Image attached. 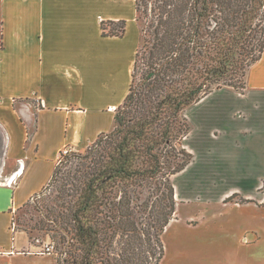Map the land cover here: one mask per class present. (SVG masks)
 <instances>
[{
	"label": "crops",
	"instance_id": "0c3cea01",
	"mask_svg": "<svg viewBox=\"0 0 264 264\" xmlns=\"http://www.w3.org/2000/svg\"><path fill=\"white\" fill-rule=\"evenodd\" d=\"M108 20H125L124 34L102 35ZM141 39L135 0L0 1V260L51 257L26 252L34 242L15 213L46 187L64 146L84 151L114 128ZM245 82L244 92H212L228 88L246 99L230 112L244 123L222 150L230 158L224 164L243 169L252 192L235 186L199 196V209L181 214L175 191L159 264H264V181L255 173L264 170V122L251 119L255 107L264 113V48ZM230 193L249 201H226Z\"/></svg>",
	"mask_w": 264,
	"mask_h": 264
},
{
	"label": "trees",
	"instance_id": "16d2710c",
	"mask_svg": "<svg viewBox=\"0 0 264 264\" xmlns=\"http://www.w3.org/2000/svg\"><path fill=\"white\" fill-rule=\"evenodd\" d=\"M135 4L147 19L142 29L145 54L139 55V46L129 92L114 114V128L99 134L81 156L90 159L82 164L85 168L77 166L84 185L71 214L77 251L71 264H159L161 234L176 207L171 176L193 158L182 145L191 131L182 112L214 89L226 86L244 92L245 79L238 84L229 72L234 53L249 57L240 64L246 67L242 73L246 76L264 48V0H135ZM257 16L263 21L258 26L253 25ZM125 26V20L102 21V35L122 36ZM253 31L257 42L249 41V36L239 38ZM58 171L56 164L46 186L59 182ZM152 181L163 186L159 205L141 202L136 214L132 204L138 197L133 198L132 187ZM117 182L124 184L118 200L103 202L96 190ZM237 196L232 193L226 201H249ZM100 205L117 209V214L105 215L115 223L98 215Z\"/></svg>",
	"mask_w": 264,
	"mask_h": 264
},
{
	"label": "rangeland",
	"instance_id": "374dc122",
	"mask_svg": "<svg viewBox=\"0 0 264 264\" xmlns=\"http://www.w3.org/2000/svg\"><path fill=\"white\" fill-rule=\"evenodd\" d=\"M137 19L142 36L139 55L141 54L142 56L145 54V50L142 47L144 42L142 29L146 28L147 19L139 11H137ZM258 23L263 24V21H259L257 16L253 21V25L256 24L258 26ZM255 34L256 32L254 31L252 34L244 33L239 38L249 36V41L254 40V42H257V39L254 38ZM244 55V52L238 54L237 50L234 53V60H231L232 64L229 72L230 74L233 73L232 77L238 84L244 82L245 76L242 73L246 70V67L243 69L240 64H246L249 60V57L245 59L246 56ZM142 60V57H140L139 64ZM140 71L141 68H139L136 79L140 76ZM245 100L231 89L223 88L210 93L198 103L183 110L182 113L191 124V131L183 138L182 145L188 151L193 150L190 152L193 157L195 155V158L187 168L171 176V180H174L175 191H177L179 196L178 199L181 202L179 206L181 214L190 210L197 211L199 209V200H197L199 196H221L224 193L231 192L235 186L252 192L251 182H248L250 178H247V174H242L245 173L243 169L236 171V169L226 166L224 163H228L230 158L227 156L228 152L226 153V151L223 152L222 150V147H225L224 142L232 137L231 133L236 132L237 128H241L240 124L244 123L232 117L230 112L237 106L239 108L245 107ZM248 100L252 101L251 98ZM256 109L257 107H255L254 116L251 119L254 125L258 126L264 122V113L260 111L259 115L262 116L260 117ZM216 129L218 131L222 129L224 134L219 137H212V131ZM92 145L93 143L90 144V146ZM86 152L87 148L81 152L72 150L69 154H61L57 163L59 164L57 173L59 182L46 186L32 200H29L20 211H16L14 218L17 222V227L28 232L30 239L34 242V246L26 252L31 253L37 245L51 243L53 244V252L48 256L55 258L58 264H71L73 254L77 253V251H74L76 244L71 214L84 185V176L77 171L79 170L77 166L81 165L85 168L82 164L89 163L90 159L88 158L80 159ZM257 152L259 153V151ZM258 153L251 154L252 158H256ZM84 160L86 162H83ZM259 172H255L256 176L260 174L263 176L262 179L264 181V170H259ZM236 173L238 176H235ZM123 185V183L118 182L112 187L105 184L96 190V194L99 197L103 196L100 198L101 200L104 199L103 202L109 199L118 200ZM132 188L133 198L135 196L138 197L132 204L133 212L136 214L140 210L141 202L148 201L150 203L153 200L156 206L159 205V198L163 190L162 185H156L155 181H152L149 184H143V186L135 184ZM259 190L264 191V186L261 185ZM98 210L101 211L98 214L101 218H106L111 223L116 222L109 217H105L106 214H117L116 208L100 205ZM87 212L92 216L91 211L88 210ZM51 257L35 258L31 256L23 260L16 259L12 264H53ZM0 264L7 263L0 260Z\"/></svg>",
	"mask_w": 264,
	"mask_h": 264
},
{
	"label": "built area",
	"instance_id": "2783aa9c",
	"mask_svg": "<svg viewBox=\"0 0 264 264\" xmlns=\"http://www.w3.org/2000/svg\"><path fill=\"white\" fill-rule=\"evenodd\" d=\"M71 151H72L71 148H69L68 146H64L60 152V155L61 154H63V155L69 154ZM52 252H53V244L43 243L41 245L35 246V250H33L31 253L39 254V255H50Z\"/></svg>",
	"mask_w": 264,
	"mask_h": 264
}]
</instances>
